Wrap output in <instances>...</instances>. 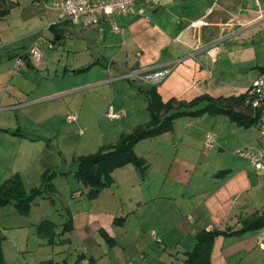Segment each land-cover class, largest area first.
Here are the masks:
<instances>
[{"label": "crops", "instance_id": "1", "mask_svg": "<svg viewBox=\"0 0 264 264\" xmlns=\"http://www.w3.org/2000/svg\"><path fill=\"white\" fill-rule=\"evenodd\" d=\"M53 3L54 0H0V11H6L0 17V44L5 38L6 41L13 38L28 41L31 35L34 36L27 47L12 54L7 52L8 58L16 60L32 47H37L41 56L40 44L35 42L46 28L53 35L49 50L54 49L55 42L72 35L69 25H58V12ZM17 9L21 10V19L38 21L35 31L12 35L10 25ZM262 24L264 0H161L155 10L148 12L147 19L134 15L101 17L97 26L82 29L76 35L82 40L80 48L85 52V60H90L88 64L68 65L69 56L62 53L45 64L23 60L19 69L45 70L48 77L54 72V78L65 80L68 74L79 78L86 71H77L90 67L89 71L99 66L103 68V74L113 77L51 84V97L39 96L32 104L15 103L18 95L27 91L28 82L8 79L4 75V61L0 59V121H3L0 124L3 135L0 138V171L6 175L2 176L3 181L19 174L25 189L26 183H31L29 174L34 170V179H39L34 187H40L46 169L38 164L50 153L49 141L44 140L51 134L48 127H44L47 123L44 113L33 119L32 130L28 129L24 124L25 111L34 104L62 96L64 92L78 94L80 112H88L91 106L87 100L97 95L93 94L95 89L121 82L120 76L128 75L126 77L133 78L132 82L136 84L118 109L130 116L141 114V111L148 115L147 101L141 93L148 86L156 87L163 103L170 100L188 103L203 95L217 99L243 94L258 77L252 72L251 76L243 73L250 63L257 62V56L251 48L238 43ZM41 25L42 30L38 29ZM51 26L54 27L50 29ZM89 44L91 48L96 47L94 57L88 51ZM212 47L215 52L210 55ZM11 69L8 64V75ZM111 70L124 73L115 76ZM59 71L62 77H59ZM160 71H168V74L159 83L143 80ZM17 74L18 71L14 73ZM245 76L251 84L247 88L240 86L237 93L235 90L239 86L236 85ZM9 83L12 85H6ZM140 97L144 99L138 105ZM100 99L104 100V97ZM110 109L114 112L109 105L107 114ZM41 111L45 112L44 109ZM12 115L15 122L4 124ZM205 116L208 115L176 119L172 132L136 144L134 153L147 167L143 175L132 165L116 169L111 175L114 186L102 190L93 200L87 198L85 186L69 188L71 201L83 196L85 201L73 203L75 210L67 209V215L73 221L67 241L70 245L75 242L82 252L77 254L74 250L73 261L67 263L65 259L66 264H184L200 231L237 230L243 220L264 211V171L256 172L247 163L238 169L229 166L209 171L205 145L210 138L212 147L208 150L213 148L212 135H206L203 150H197L203 143L201 124L206 122ZM148 121L149 115L147 122L135 124L129 130H115L114 140L103 146L114 145L120 135L129 134ZM52 130L56 131L55 125ZM15 131L28 138L10 134ZM254 147L251 150L258 148V138ZM223 171L226 174L217 176ZM59 177L52 181L55 189L54 182ZM49 199L45 196L37 200ZM119 218L123 220L115 224L114 220ZM100 230L115 241L113 246L105 242ZM209 264H264V228L241 237H216Z\"/></svg>", "mask_w": 264, "mask_h": 264}, {"label": "rangeland", "instance_id": "2", "mask_svg": "<svg viewBox=\"0 0 264 264\" xmlns=\"http://www.w3.org/2000/svg\"><path fill=\"white\" fill-rule=\"evenodd\" d=\"M20 11L19 9L15 11L16 17L13 18L12 24L10 25L12 28V35L16 36H21L26 32H33L38 26V21L36 20L28 19L25 21L21 19V16L19 17L21 14ZM23 15L25 16V14ZM38 29L42 30L43 26L41 25ZM46 29L44 32L40 33V39L37 37L35 42L36 44H40L39 48L42 53L41 62L39 64H45L54 56H59L62 53L69 56L68 65L78 64L82 66L89 63L90 60L88 61L84 58L85 52H81L80 41L82 40H79V36H76L79 34V31L82 30L80 27L69 26V31H71L72 35L69 37L65 36L64 40L58 41L59 43L55 42L56 45L53 50L47 49L48 44L53 41V35L51 32L46 31ZM32 38H34L32 35L29 37L28 41L16 40L15 38L6 41L5 38L0 44V56L2 57L0 59L4 61V75L6 74V77L14 80V82L17 80L28 82L27 91H25L24 95H18L15 99V103L32 104L38 100L37 98H39V96H46L44 98H48V96L51 97L50 95L53 91L50 89V85L53 84V86H55L58 83H62V81L69 82L78 79L85 81L99 78L107 80L113 77L112 75L103 74L101 71L103 68L99 66L91 68L89 71L80 75L79 78L72 74H68L65 80L58 79V77L54 78V72H51L48 77L47 72L40 68L39 72H37V70L33 69L24 70L22 67L21 70H18V74L14 75L15 60L12 61L8 58L6 53L12 54L16 52V50L27 47ZM238 44H241L244 48L248 46L257 56V62L250 63L251 65L246 71H243V73H247L251 76L250 73L252 72L254 75L258 74L257 76H264V74L259 72L260 68L264 69V24H262L258 30L254 29L247 37L239 41ZM88 46H90L88 51L91 52L94 57L96 54V47L94 46L91 48V44ZM8 64L12 68L9 75L7 74ZM48 69L50 70V67ZM122 73L124 72H112L115 76ZM58 74L59 77H62L60 71ZM126 76L128 75L120 76L121 82L108 84L105 88L95 89V93L93 94L97 95H95L93 99L87 100L88 104L91 106L88 112H80L79 103L81 102V98H78V94L65 92L64 95L45 100L41 104H34L35 106L30 105L32 106L29 108L30 110L25 111L27 113L30 112L29 114L26 113L24 119V124L28 129L32 130V120L36 119L39 114L44 113V122H47L44 127L47 126L51 134L48 140H44V142L49 141L50 153L42 158L38 166L49 170L51 169L50 171L57 170L58 172L69 174L55 180L54 184L56 189L53 187L52 191L45 195L50 197L49 200L34 201L29 210L22 215L17 212L14 204H7L0 208V238L4 237L1 250L5 264H66L65 259L68 260L67 263L73 261L74 255L76 254L74 250H77V254L82 252L81 247H77L75 242L70 245L67 241V239L70 238V234L60 235L62 232V224L66 220L67 209L72 208V210H75V204L73 203L79 200L85 201V196L72 201L69 199L70 194L68 191L72 185H76L80 187V189L83 187V185L78 183L71 176L76 169V158L94 154L100 148H104V144H109V142L114 140L112 136L115 134V130L126 131L132 128L133 125L142 124L148 120V115L143 114L142 111L141 114L135 116L126 114L124 110L119 111L118 107H121L125 103V99L123 98L126 97L127 93L132 91L130 88H133L136 84L132 82L133 78H128L129 76ZM247 76L242 78L236 85L239 86L235 90L237 93L240 92V86L242 88H247L251 84L248 82ZM249 80L251 79L249 78ZM37 82H39V85H36ZM32 84H35V86H32ZM6 85H12V83ZM21 86L24 87L25 84ZM9 92H12V90ZM102 97H104V100L100 99ZM139 99L140 102L138 101V105L143 103L142 101L144 98L140 97ZM109 105L112 106L115 113H123L119 119L109 120L107 116V107ZM0 106H2V104ZM41 109H44L45 112L41 111ZM21 112L24 111L22 110ZM15 113L16 115L18 114L17 112ZM73 114L77 115V121L68 123L66 117ZM13 115L10 119H7L4 124L9 125L11 121L15 122V117ZM205 119L206 122H202L203 124H201L203 130V143L197 150H203L205 136L212 135L211 141L214 145L211 150H207L208 157L206 158V161L210 165L209 171L216 169V167L226 169L230 166L232 168L234 167V169H238L247 165V162L235 153L237 150L255 148L254 146L258 138L257 124L249 128L239 127L235 123L230 122L228 118L223 115H208L205 116ZM0 122V124L3 123V121ZM182 122H184L183 119ZM54 125L56 131L52 130ZM1 137H3L2 134H0V138ZM105 147H107V145H105ZM201 158L203 157L201 156ZM223 174H226V172L223 171L221 175ZM2 176L6 175H3V171H0V183L4 180ZM29 176L31 177V183H26V192L35 188L34 184L39 182V179H37V181L34 179V170H32ZM123 185L124 184H122L121 187ZM128 190H130L129 186ZM44 220L50 221L56 225L55 237L52 241H49V239L45 238L40 234L41 232L38 231L40 223ZM73 238L75 239L74 236Z\"/></svg>", "mask_w": 264, "mask_h": 264}, {"label": "trees", "instance_id": "3", "mask_svg": "<svg viewBox=\"0 0 264 264\" xmlns=\"http://www.w3.org/2000/svg\"><path fill=\"white\" fill-rule=\"evenodd\" d=\"M5 13L6 11H0V17ZM54 26H51L50 29ZM20 56L26 62L27 58L24 55ZM89 68L81 69L77 72H85ZM259 72L264 74V69L260 68ZM250 87L237 97L213 99L203 95L188 103L175 100L163 103L155 86H148L143 92L140 90L147 101L148 123L136 127L129 134L120 135L112 146L100 148L94 154L77 157L76 169L72 173L73 179L88 188L87 198L93 200L102 190L112 187L113 180L111 175L114 170L126 165H132L140 175H143L147 167L145 162L135 155V145L143 140L156 138L171 132L174 121L182 117L196 118L203 115H223L239 127L249 128L256 125L260 111H254L244 105V100ZM10 134L28 138L25 134L18 131ZM50 170L46 169L43 172L40 187L32 188L29 192L25 191L23 180L19 174H14L0 183V208L7 204H14L19 214L26 213L34 201L45 198V195L52 191V181L56 176H67L69 174ZM222 173H218L217 176ZM119 220L123 219H115L114 223L117 224ZM262 228H264V211L243 220L241 227L237 230L200 231L195 237L193 250L186 255L184 264H209L213 242L218 236L241 237L246 233L258 231ZM55 229L56 225L47 220L42 221L38 227L40 234L49 239V241H52L55 237ZM72 229V218L67 215L65 222L62 224L60 235L69 234ZM100 234L109 246L115 244V241L108 237L103 230H100ZM3 240L4 237L0 238V264H5L1 250Z\"/></svg>", "mask_w": 264, "mask_h": 264}, {"label": "built area", "instance_id": "4", "mask_svg": "<svg viewBox=\"0 0 264 264\" xmlns=\"http://www.w3.org/2000/svg\"><path fill=\"white\" fill-rule=\"evenodd\" d=\"M161 0H54L53 7L58 12V25H69L72 27H80L86 29L97 26L99 20L104 16L112 15H134L147 19L148 12L155 10ZM113 30H117L113 27ZM215 48L209 50V54H213ZM27 59L37 63L40 61V51L37 47L30 48L25 54ZM21 57L15 60V71L17 73L22 65ZM168 71H160L144 78V81L152 84L159 83ZM245 107L252 110H259L260 114L257 121L258 129V148L256 150L244 149L237 150L236 155L244 159L247 164L256 172L264 171V76H258L247 91V96L244 100ZM109 120H117L121 117L120 114L114 113L111 109L107 114ZM77 120V115H69L68 123H73ZM210 140V138H208ZM206 143L205 149L212 147L209 142Z\"/></svg>", "mask_w": 264, "mask_h": 264}]
</instances>
